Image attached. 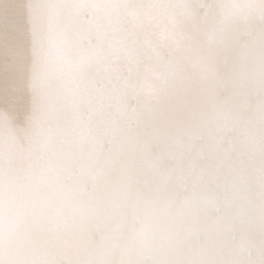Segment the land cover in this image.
Returning <instances> with one entry per match:
<instances>
[{"label":"bare ground","instance_id":"obj_1","mask_svg":"<svg viewBox=\"0 0 264 264\" xmlns=\"http://www.w3.org/2000/svg\"><path fill=\"white\" fill-rule=\"evenodd\" d=\"M0 264H264V0H0Z\"/></svg>","mask_w":264,"mask_h":264}]
</instances>
